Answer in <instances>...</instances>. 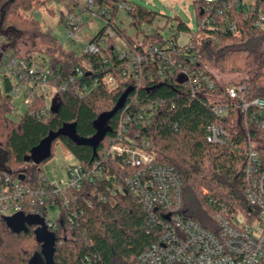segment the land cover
Wrapping results in <instances>:
<instances>
[{"label": "trees", "instance_id": "trees-1", "mask_svg": "<svg viewBox=\"0 0 264 264\" xmlns=\"http://www.w3.org/2000/svg\"><path fill=\"white\" fill-rule=\"evenodd\" d=\"M48 1L0 0V34L7 39L5 44L0 43V76L4 77L3 83L0 80V170L25 174V182L37 184L40 164L34 165L25 160L32 149L51 131L65 124H75L78 134L83 137L94 136L97 132L95 121L101 114L112 111L126 93L123 107L107 123L110 129L96 154L92 147L76 144L70 138L61 136L53 142L50 158L55 142L60 140L77 161L91 168L95 162L101 161L103 149L116 139L121 118L126 113L144 109L151 112V120L146 126L136 127L135 131L139 132L137 142L145 144L146 149L156 155L158 162L176 169L183 184L182 203L186 214L204 226L213 227L215 214L223 208L231 213L246 211L248 152L251 141L264 134V128L259 126L257 119L252 118L259 108L251 106L246 112H241L238 105L232 103L228 116L221 117L213 111L215 102L208 96L194 94L191 83H186L181 75L162 77L157 64L143 66L144 71L139 79L123 76L118 70L124 64L116 53V39L119 37L124 38L132 50L145 52L155 45L166 44L170 36L165 37L162 32L169 24L168 29L175 26L179 32L196 34L178 15L163 27H157L151 35L145 33L147 45L144 47L116 22L119 7L112 1L127 0H107L113 8V16L91 40L99 44L107 36L102 46L104 56L78 54L73 50L65 51L62 58L50 55L53 74L69 82V88L59 94L58 107L48 108L46 98L41 94L22 114L14 111L10 94L12 83L2 71L7 52L23 56L12 47L15 40L12 31L38 30L40 21L34 15L27 19L22 12H33ZM59 1L67 3L68 8L82 4L76 0ZM96 1L101 4L100 0ZM195 5L198 21L203 17L202 0H196ZM260 6L264 7V1L258 0L257 9L246 18L242 10L231 11L238 25L236 33L204 27L200 42L199 38L195 39L200 48L201 64L197 62L192 67H204L215 81V88L209 93L220 94L227 85L216 82L207 66V61H212L224 71L251 72L250 76L241 80L248 85V97L264 98V31L254 25ZM128 13L130 25L137 31L144 25L153 26L159 16L158 12L139 4L129 6ZM62 19L65 20L64 14ZM108 26L113 28L115 37H109L106 33ZM32 56L28 54L23 57L30 59ZM253 63H256L255 69L250 68ZM76 67L83 69L81 76H77ZM147 69H151V77L145 73ZM110 73L119 79L118 87L113 90H108L102 82L103 77ZM70 75L75 76L73 81ZM93 83L97 84L88 93L80 94ZM208 124L222 125L231 137L225 143L208 142L205 131ZM254 148L264 159V146L254 145ZM29 164L32 165L30 171L27 170ZM103 167L109 178L95 183L86 182L84 188L76 193L78 198L86 197L92 201L89 214L71 224L65 221L68 212L64 209L60 228L54 231L47 228L54 237L55 264H113L116 259L127 264H139V254L155 241L154 232L145 228V209L130 194L119 189L127 169L123 171L119 159L112 156H106ZM28 176L32 179H28ZM101 193L113 195L115 204L100 202ZM38 227V224L29 225L27 231L18 232L8 224L6 216L0 214V264H31L36 257L38 264H44L43 242L36 234Z\"/></svg>", "mask_w": 264, "mask_h": 264}, {"label": "built area", "instance_id": "built-area-1", "mask_svg": "<svg viewBox=\"0 0 264 264\" xmlns=\"http://www.w3.org/2000/svg\"><path fill=\"white\" fill-rule=\"evenodd\" d=\"M100 1L101 4L96 0H83L82 4L64 12V22L71 37L86 23L85 15H89L90 20L101 17L105 24L111 21L112 6L107 0ZM112 3L117 4L119 9L129 8L126 2ZM257 7L258 0H202L203 17L197 21L196 34L179 32L177 27L171 26L166 44L155 45L145 52L132 50L127 41L119 37L116 39V53L124 64L118 70L123 76L139 79L144 71L143 66L157 64L162 77L181 75L186 83H191L194 94H204L215 102L213 111L216 115L227 117L232 103L237 104L241 112H246L251 106L258 107L259 111L254 112L252 118L257 119L259 126L264 128L263 98L248 97L246 82L227 83L220 94L214 95L209 91L215 88V81L205 72V68L192 67L197 62L201 64L200 48L195 39L199 38L200 42L203 38L204 27L236 33L238 25L231 11L242 10L246 18ZM254 25L264 31L262 6L254 18ZM106 33L109 37H115L111 26H108ZM182 35L187 37L183 40ZM106 38L103 37L99 44L92 42L91 38L81 53L104 56L102 46ZM4 63V75L12 83V99H22L26 108L32 106L39 95L45 96L43 86L46 84L54 85L59 94L69 88V82L60 75L55 76L51 65L43 58L32 56L28 59L7 52ZM75 70L77 76L83 74L82 68L76 67ZM145 73L152 76L151 69ZM69 78L73 81L75 76L70 75ZM102 82L108 90L119 85L118 77L111 73L106 74ZM96 84L85 87L80 94L88 93ZM150 115L151 112L144 109L126 113L119 122L116 139L103 149L101 161L95 162L91 168H86L79 161L70 163L66 166L64 178L51 179L40 175L37 184H27L20 174L0 170V214L12 216L24 212L26 215H36L43 218L47 228L54 231L60 228L65 209L68 212L65 221L74 224L79 218L87 216L92 208V201L86 197L78 198L77 191L83 189L86 182L95 183L109 178L103 162L106 156H112L119 159L123 171L127 169L119 189L130 194L145 209V228L155 234V241L139 254V264H264V159L254 148L255 140L251 141L246 166V211L231 213L223 208L215 214L214 226L207 227L186 214L182 203L183 184L176 169L158 162L156 155L149 152L145 144L137 142L139 132L135 129L148 125ZM205 131L211 143H225L231 137L222 125L208 124ZM28 179L31 180V176ZM99 200L110 205L116 202L113 195L104 193L99 195ZM53 212H56L55 215Z\"/></svg>", "mask_w": 264, "mask_h": 264}, {"label": "rangeland", "instance_id": "rangeland-1", "mask_svg": "<svg viewBox=\"0 0 264 264\" xmlns=\"http://www.w3.org/2000/svg\"><path fill=\"white\" fill-rule=\"evenodd\" d=\"M76 1L83 3V0ZM195 1L196 0H127L126 5L131 6L139 4L158 12L159 16L153 26L144 25L141 30L137 31L130 25L131 18L128 9L122 8L118 11L116 22L127 29L128 35L134 37L140 44L146 47L147 44L144 40V34L147 33L151 35L157 27H163L167 21L175 15L180 16L192 27V31H195L198 27ZM67 9V3L59 0H49L45 6H42L37 10L34 9L33 12H22V15L27 19H31L34 15V18L40 21V26L36 31L29 29L23 32L12 31L15 34V40L12 42V47L17 53H19V55L26 56L32 54L39 59L43 58L48 64H50V55L62 58L64 57L65 51L72 50L80 54L83 48L88 44L89 40L104 27L106 22L101 17H94L90 20V16L85 15V25L75 33L74 37H71L65 22L62 19V16ZM168 26L162 32L165 37L169 36ZM186 37L187 36L182 35L183 40ZM6 42L7 39L5 36L0 34V43L5 44ZM207 66L219 84L238 83L242 79L251 75V72L224 71L212 61H207ZM250 68L255 69L256 63H253ZM2 71L4 73L5 66L2 67ZM3 79L4 77L1 75V83H3ZM43 93L45 94L47 107L50 109H56L59 99L57 88L54 85L46 84L43 86ZM261 103L264 105V98L261 100ZM12 105L14 111L18 114H22L26 110V106L20 98H14L12 100ZM255 145L264 146V134H261L256 138ZM76 161V157L69 151L65 144L58 140L53 147V156L40 163L39 168L41 170L39 175H46L51 179L64 178L66 177V166ZM22 168L25 169V165H23ZM31 168L32 165L29 164L27 170L30 171ZM25 183L30 184L31 182L28 181ZM53 213L55 215L56 212ZM113 264L127 263L120 259H116Z\"/></svg>", "mask_w": 264, "mask_h": 264}, {"label": "water", "instance_id": "water-1", "mask_svg": "<svg viewBox=\"0 0 264 264\" xmlns=\"http://www.w3.org/2000/svg\"><path fill=\"white\" fill-rule=\"evenodd\" d=\"M126 93L119 99L116 107L110 111L103 113L95 121L97 132L92 137H83L78 134L75 124H65L56 131H51L46 138H44L39 145L34 147L31 154L28 155L25 160L27 163H33L38 165L43 161L47 160L51 156V149L53 142L61 136H66L73 140L76 144L87 145L93 148L94 153H97V148L106 133L109 131L107 125L109 119L121 108L125 103ZM58 107V106H57ZM20 178L25 179V174H21ZM8 224L16 231L28 230L29 225L38 224L39 227L36 229L38 239L43 242V256L45 258L44 264H55L54 263V237L47 231V227L44 223V219L36 215H25L23 212L16 213L12 216H6ZM31 264H38L37 257L31 261Z\"/></svg>", "mask_w": 264, "mask_h": 264}, {"label": "crops", "instance_id": "crops-1", "mask_svg": "<svg viewBox=\"0 0 264 264\" xmlns=\"http://www.w3.org/2000/svg\"><path fill=\"white\" fill-rule=\"evenodd\" d=\"M13 100V99H12Z\"/></svg>", "mask_w": 264, "mask_h": 264}]
</instances>
